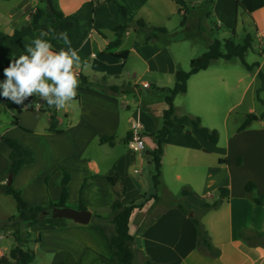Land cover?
I'll list each match as a JSON object with an SVG mask.
<instances>
[{
    "label": "crops",
    "instance_id": "crops-1",
    "mask_svg": "<svg viewBox=\"0 0 264 264\" xmlns=\"http://www.w3.org/2000/svg\"><path fill=\"white\" fill-rule=\"evenodd\" d=\"M25 1L22 0L21 3ZM99 1L101 4L94 9L92 0H52L57 10L66 15L77 16L81 23V39L71 46L80 50L79 55L82 60L88 63L89 67L77 70L78 74L87 76L95 83L120 88V92L111 94L103 92L100 87L96 86L84 89L75 99L79 102L83 116H87L88 120L90 118L88 115H93L96 124L106 125L108 132L102 135H82L75 130L74 126L69 124L65 130L68 135H32L42 139L43 146L49 151L53 149L57 152L63 151L61 153L63 156L55 168L61 166L70 174L69 188H72L74 181V168L75 171H82V176L78 177V188H81L86 180L88 184L82 192L85 194L92 192L97 195L102 192L97 181L103 173L101 172V162L97 157L89 156V151L92 148L105 147L106 145L115 148L116 137L114 135L119 127L118 117H116L118 101L123 97L122 95L126 96L127 92H130L126 88L122 91L125 86L122 87L120 83L125 75L129 76L126 70L131 57L133 55L138 56L147 65L148 72L154 74L156 82L160 81L158 76L161 74L175 77L176 72L179 69L182 70L177 56L163 42V39L146 45L145 33L136 31L135 28L127 31L119 48L108 50L109 44L116 39L114 29L123 24V18L114 2ZM32 2L36 7L35 10L44 8V4L39 0ZM156 2H158V9ZM124 3L129 9L131 18L134 20L146 19L150 23L168 20L178 6L173 0H124ZM240 5L254 19L253 25L260 38L256 50H259L258 54L262 56L263 60L254 61L253 64L258 63V66L252 70L246 68L248 75H244L243 71L238 70V67L228 68L221 63L218 65L220 60L215 61L208 69L193 75L187 83V92L191 88L193 89L195 94L193 104L196 107L191 110L192 112L188 116L200 115L198 108L208 109L210 113L214 114L221 107L225 96L239 92L236 101L230 107V110L235 109L264 70V41L262 40L264 37V0H257L256 8L253 11H249L242 4ZM154 9L160 13L159 18L156 20L147 18L145 13L154 12ZM178 13L183 16L186 15L185 12L180 13V8H178ZM31 14L25 13L26 25L30 22ZM157 24L156 22L155 25ZM237 24L238 22L233 27H236ZM22 28L5 26L0 39L5 50L2 58L16 59L20 55L26 54V45L31 44L32 40L37 38L42 28L45 31L53 29L55 32V28L45 17L40 20L37 34L33 38L12 37L16 30ZM49 37H45V39ZM62 47H67V45L60 41L55 42V50L58 51ZM260 47L262 48L261 51ZM94 49H98V55L93 52ZM122 51L129 52L125 61L113 56L114 53ZM246 63L253 65L247 61ZM241 64L243 65V63ZM89 70L93 71L94 79L88 76ZM229 74L237 79L235 85L228 84L227 77ZM113 78L114 82H112ZM247 79L249 81L245 84L244 81ZM173 87L158 84L154 90L167 95L168 89ZM162 89H166V91L161 92ZM220 93L224 94L222 98L219 97ZM175 101L174 107L176 109ZM18 110L26 111L24 109ZM143 110L139 111L140 117L138 118H141L144 112L150 111L147 107L146 109L144 107ZM38 112L43 113L39 110ZM59 118L62 120L60 115ZM64 120L68 122L69 116L65 115ZM132 121L133 119L126 129L125 140L127 143L131 135ZM144 123L147 127V133L149 126L146 122ZM22 124L23 122L20 120V126ZM253 126L254 124L242 132L235 130L230 135H220L217 145L206 140L200 129H188L180 126L182 128L180 131L173 133V135L164 136L163 141L166 145L162 155L161 182L158 189L153 188L152 192L147 190L146 182L140 177L135 179L136 170L133 171V174L130 169L135 165L134 155L131 157L129 153H125L124 155L120 154L117 158H111L112 166L104 173L103 177L109 182V178L115 175L114 168L116 167L119 177L125 181L127 187V193L122 199V203L125 205L132 201L144 203L142 208L133 211L129 223L130 233L134 237L133 249L136 264H148V262L150 264H264V245L257 240L264 236V217L261 216L264 214V207L253 201V198L264 197V191L261 189V186H264V135H239L255 130ZM262 127L264 128L263 124ZM20 131L24 130L20 129ZM154 131V129H150L148 133L151 134ZM23 136L20 135V137ZM149 136L146 137L149 140L147 148L151 153L157 147V140L154 137L155 141H153V137ZM104 137H114L115 140L113 144H101V139ZM259 144L262 145L260 148L257 146ZM10 154L11 151L8 154V159ZM36 158L34 163L24 166L19 173L28 168V170L33 171L31 168L36 164ZM220 160H225L226 163H221ZM239 160L240 164L238 163ZM67 162L70 164L67 165ZM6 163L10 165V160L6 159ZM166 167L169 168L168 172L165 170ZM184 169L187 170V176L191 179L189 181L196 182L200 186L197 191L191 193L187 191V196L178 199L173 192V184L182 179ZM52 171L41 175H38L37 172L32 175L31 172L27 181L41 180L42 183V178H47ZM244 172L249 173V176L242 178ZM3 173H0V224L18 214L15 200L7 194L6 176ZM56 173H60V171ZM62 174L63 172L57 174L56 179V185L60 187L55 195V199L58 200L50 202L51 200L48 198L47 202H41L42 206H48L51 203L56 204L60 201L62 187L59 184ZM250 181H254L256 189L251 196H248L245 192V185ZM119 186L120 184L117 183L113 190H118ZM47 187L49 188V186ZM220 188L230 190L228 199H221ZM215 191L218 193L217 195L213 194ZM195 197L197 198L194 199ZM115 198V195L110 194L107 202L109 205L108 215L101 214V208L97 204L87 206L88 210L92 211L93 215L100 212L99 215L109 219L111 217L110 207ZM211 199L214 200L210 201ZM5 202L6 205L3 204ZM216 202H220V206L205 213L201 217V225L208 233L213 249L218 252L217 256L201 249L195 225L188 216L177 208V205L182 203L189 210L199 212L206 204ZM28 204L29 206L33 205L30 202ZM111 225L109 222L106 223L107 228ZM111 230L114 232L113 225ZM13 232L14 230L6 233L0 231V259L8 256L16 246V242L11 243V239L14 238ZM30 232L31 243L27 244V249L32 250L35 254V260L32 264H111V251L93 222L88 225H80L71 221L67 226L60 228L36 225L30 229Z\"/></svg>",
    "mask_w": 264,
    "mask_h": 264
},
{
    "label": "rangeland",
    "instance_id": "rangeland-1",
    "mask_svg": "<svg viewBox=\"0 0 264 264\" xmlns=\"http://www.w3.org/2000/svg\"><path fill=\"white\" fill-rule=\"evenodd\" d=\"M21 1L22 0H0V39L2 38L1 35L5 26H8L9 28H22L27 24L26 21H24L26 17L25 13L31 14L32 12L36 11V7H34L32 2L34 0H26L24 3H21ZM173 1L176 3L175 0ZM187 1L190 11L187 14V22L184 26L182 25L184 16L178 13V8H180L178 4L177 5L179 7L177 6V11L175 10V13L168 20L156 21L158 23L157 25H155L156 22L150 23L144 19L150 26L163 27L168 30V34L163 36L161 39H163V42L167 44L177 56L183 71H189L190 62L206 53L210 44H212V42L215 40H220L222 42L234 40L236 44H244L248 35H250V37H252L254 40V47L252 48V50H254L247 53L246 61L249 64H253L254 61L263 60L262 56L258 54L259 50H256L258 42L260 43V38L253 25L254 19L251 14L242 8V6L238 8L237 5V2H239L240 4L246 6L249 11H253L256 8L257 0ZM156 3V7L158 9V2ZM157 9H154V12L145 13L147 18L152 20L158 19L160 13L156 12ZM209 13L211 14L210 17L208 16ZM237 22L238 24L236 27H233ZM37 37H39V33ZM262 40L264 41V37ZM259 49L260 51L262 50L261 47ZM93 52L96 55L99 54L98 49H94ZM4 53V46L0 42V61L4 59L2 58ZM220 63L228 68L238 67V70L243 71L244 75H248L246 67H243L241 64L242 61L240 59H233L231 61L221 59L218 62V65ZM126 72L129 74V76L125 75L121 79L120 84L122 87L125 86L123 87L122 91L127 89L130 92H127L126 96L122 95L123 97L118 101L116 117H118L119 127L114 135L116 137L115 148H110V146L106 145L105 147L99 146L95 149L92 148L89 151V156L97 157L99 162H101V172L103 174L102 176L98 177L99 180L97 181V185L102 188V192L100 195L94 194L92 192H88L86 194L83 193L81 191L82 186L81 188H78L77 186L78 177L82 176V171H75L73 168L74 181L72 183V188H69L70 197L68 198V204H66L67 207L78 209V206L81 202H83L86 206H94L97 204L101 208V214L108 215L109 205H107V202L109 201L110 194L115 195V193L111 183L108 182V180H106V178L103 176L104 173H106L112 166L111 158H117L120 154L124 155L125 153H129L131 157L134 155L135 165L130 169L132 172L136 170V175L133 172L135 179L140 177L144 182H146L147 190H149V192H152L153 188H155L153 182V176L156 172L155 163L152 159L151 161L147 160L146 151H149L147 148L149 140H147L146 137L156 134L157 131L163 128V110L166 108V94L156 92L154 88L158 84L162 86L173 87L176 84V77L161 74L158 76L160 81L156 82L154 79V74L148 72L147 65L136 55L131 57ZM261 73H264V70ZM88 76L94 79V73L92 70H89ZM227 78L229 85L236 84L237 79L235 77H232L229 74ZM261 78L262 77L257 79L254 86L249 89L243 101L235 109L230 110V107L233 102L236 101V96L239 95V92L237 94H228L225 96L224 101L221 103V107H219L214 114L210 113V110L208 109L206 110L204 108H198V114L200 115L194 116L201 118L203 126L212 130H217L220 135H230L235 130H238V128L246 120L248 114L254 113L258 116L264 115V82ZM4 79V75L0 74V81H3ZM113 80L114 78L112 79V82H114ZM248 81L249 79L245 80L244 83L247 84ZM144 82L148 83L151 88H144ZM223 96V93L219 94V97L222 98ZM194 97L195 94L192 88L189 92H187V94L178 97L175 101V115L178 117L189 115V113L192 112L191 110L196 107V105L193 104ZM144 107L145 109L146 107L149 108L150 111L144 112L142 117L138 118L140 117L139 111L143 110ZM38 109L39 107L33 111L27 112L12 108L10 101H7L6 103H0V137L18 140L23 148L31 151L34 154V161L37 156L35 162L36 164H34L33 168H31L33 171L28 170L29 168L24 169L22 173H18L15 177H13L12 184L15 189L21 190L24 200L27 203L30 202L33 204L32 206H42L41 202H47L48 198L51 200L50 202L58 200L55 199L57 190L60 188L56 185V179L58 177L57 174L62 173L65 169H62L63 167L61 166L55 168L57 162L63 156L61 155L63 151L57 152V150L54 149L49 151L43 146L42 139L40 140L37 137H33L32 135H68L65 130L69 124L74 126L76 128L75 130H77V132L82 135H102L105 132H108L106 125L96 124L95 120L93 119V115H88L90 118L87 120V116H83L79 102L76 100L66 109L57 111L58 115L62 117V120L60 118V132L56 134L50 133L48 131L50 126V113H40L38 112ZM65 115L69 116L68 122L64 120ZM15 118H19L23 122V124L20 126V129H23L24 131H20L19 128L13 126V121ZM132 119L143 120L148 124L151 130H155L153 133L149 134L148 130L150 129L148 128L147 133H145V148L140 152L130 151L128 143L125 140L126 129L128 128ZM262 124L264 125V119L254 123L253 128L255 130L239 135H264V128L262 127ZM181 129L182 128L179 125H176L173 128L172 134L170 135H173V133H176ZM20 135L24 136L20 137ZM152 137L154 139L155 136ZM153 141H155V139ZM44 143L46 142L44 141ZM165 145L166 143L164 141L162 144V149H164ZM257 146L260 148L262 145L259 144ZM9 153V147L4 142L0 143V173L4 172L3 174H5V176H7V172L9 170V165L6 163V159L9 160ZM66 164L68 165L70 163L67 162ZM165 170L168 172L169 168L166 167ZM29 171L32 172V175L36 174V172L37 174L39 173L38 175L50 173V171L52 172L47 178H42L41 183V180H36L34 182L27 181L31 173ZM57 171H60V173H56ZM242 176V178H245V176H249V173L247 174L244 172ZM7 177H9V175ZM260 177L262 178V175ZM189 180L191 179L187 176V170L184 169L182 179L175 181L173 184V192L176 198L180 199L184 191L191 193L195 190H198L200 185ZM238 180H240V177H238ZM7 182L8 180L6 183ZM87 184L88 182L86 183L85 180L83 185L86 187ZM47 186H49V188ZM261 189L264 191V186H261ZM214 193L216 195L218 194L216 191L213 192V194ZM196 198L197 197L194 199ZM214 199H211L210 201H213ZM3 204L6 205V202ZM259 206L264 207V204ZM95 214L92 221L93 223L96 221ZM261 216L264 217V214ZM112 218L113 216L111 215L109 220ZM111 229L112 225L107 228V232L113 233ZM257 240L262 242L264 245V236ZM15 242V238H12L11 243L14 244Z\"/></svg>",
    "mask_w": 264,
    "mask_h": 264
},
{
    "label": "trees",
    "instance_id": "trees-1",
    "mask_svg": "<svg viewBox=\"0 0 264 264\" xmlns=\"http://www.w3.org/2000/svg\"><path fill=\"white\" fill-rule=\"evenodd\" d=\"M10 1V0H6ZM44 4V8L37 9L31 16L30 22L28 25L24 26L20 30H16L13 34V38H23V37H35L38 31V25L42 18H47L53 28H55V33L59 34L61 32H67L68 37L71 41V44L76 43L81 39L82 29L81 23L77 16L75 15H66L63 12L57 10L52 2V0H39ZM114 2L118 8L119 12L123 18V24L114 29L116 39L111 42L108 46V50L117 49L121 46L123 42L124 35L131 28H135L136 31H142L145 33V44L148 45L156 40L161 39L163 36L168 34V30L163 27H153L150 26L144 19L134 20L129 15V9L124 3V0H108ZM176 3L180 6V13L185 12L187 15L189 13L188 1L187 0H175ZM93 8H97L101 3L99 0H92ZM238 7L241 5L238 2ZM184 16V21L182 25L184 26L187 22V16ZM210 17L211 14L209 13ZM51 43L54 45L57 40L48 38ZM62 42V41H60ZM253 38L250 35L245 39L244 44H236L234 40L229 41H220L215 40L210 44L206 53H204L201 57L197 59H193L190 63V70L183 71L179 69L176 72V84L173 88L168 89L169 93L165 97V102L167 108L163 111V120L164 125L163 128L156 132V134H152L155 136L157 140V147L151 151L150 155L152 157L153 162L155 163L156 172L153 176V182L155 189H158L161 176H162V155L163 149L162 144L164 143L163 137L166 135H170L173 132V128L176 125H180L184 128L188 129H200L206 140L211 142L214 145H217L220 140V133L217 130H212L203 126L202 120L199 117L192 116H181L178 117L175 115V107L174 101L175 99L187 93V83L189 79L195 75L196 73L208 69L215 61L217 60H226L231 61L233 59H240L243 65L248 69L252 70L253 68L258 66V63L253 65H248L246 63V55L248 52L252 51L253 48ZM63 43V42H62ZM128 51H122L114 53L113 56L117 57L123 61H125L128 57ZM12 58L7 57L0 61V74H3V69L8 67ZM260 77L264 82V73H260ZM80 85L77 89L78 95L75 99L78 98L81 91L84 89H90L93 87H100L101 90L105 93H118L120 92V88L118 86H106L101 83H95L91 81L87 76L83 74H79ZM166 89H162L161 92H165ZM8 100L0 97V103H5ZM11 107L15 109H24L26 111H33L37 109V104H39V111L46 113H50V126L48 131L50 133L56 134L60 132V118L57 113V109L53 107H49L46 103H41L39 97H31L25 101V104H30L29 107H23L20 105H16L12 102ZM264 119V115L258 116L254 113H250L247 115L246 120L243 124L238 128L237 132H242L252 126L254 123ZM13 126L20 127V119L15 118L13 121ZM115 140L114 137H104L101 139V144L110 143L113 144ZM0 141L4 142L10 149L11 154L9 157L10 165L9 170L7 172V176L15 177L21 168L24 166L30 165L34 163V154L23 148L18 140L0 137ZM221 163H226L225 160H220ZM241 163L240 160L238 162ZM115 175L109 178V182L114 188L117 183L120 184V188L114 189L115 200L112 203L110 210L113 218L111 220L104 218L102 215L95 214V226L103 235L110 251H111V264H136L135 262V252L133 249L134 237L130 233L129 223L130 218L136 209L143 207V202H135L132 201L129 204L125 205L122 203V199L125 197L127 193V187L125 181L119 177L117 173L116 167L114 168ZM6 176V181L9 177ZM71 180V176L68 172L63 170L62 179L60 181V185L62 187V193L60 201L56 204L51 203L48 206H29V204L24 200L23 194L21 190L15 189L12 185L9 186L7 182V194L13 197L17 204L18 214L9 218L4 223L0 224L1 232H8L14 230L13 237L16 240V246L10 251L8 256H4L0 259V264H12L17 262L18 264H32L35 260V254L32 250L27 249V244L31 243V232L30 229L33 226H45L49 225L50 227H65L71 221L68 220H45L42 218V213L46 209L62 206L65 207L69 198V183ZM85 185L82 186L81 191H83ZM256 189V184L252 181L248 182L245 185V192L248 196ZM219 192L221 194V199H228L230 197V190L228 188H220ZM188 192L184 191L182 196H187ZM157 198V196H154ZM254 203L257 205L264 204V197L253 198ZM220 206V202H216L214 204H206L204 208L199 212H194L189 210L182 203L177 205V208L186 216H188L189 220L195 225L196 235L199 240V245L201 249L204 251L217 256L218 252L213 249L212 243L208 236V233L203 229L201 225V217L212 209H216ZM80 210H88V207L81 202L79 205ZM109 222L114 226V232L108 233L106 223ZM150 264V262H148Z\"/></svg>",
    "mask_w": 264,
    "mask_h": 264
},
{
    "label": "clouds",
    "instance_id": "clouds-1",
    "mask_svg": "<svg viewBox=\"0 0 264 264\" xmlns=\"http://www.w3.org/2000/svg\"><path fill=\"white\" fill-rule=\"evenodd\" d=\"M50 35L67 47L55 50L51 41L45 39ZM79 51L71 46L66 31L56 34L53 29H41L39 37L26 45V54L12 59L9 66L3 69L5 79L0 81V97L29 107L31 105L25 104V101L35 96L58 111L66 109L78 95L80 80L77 70L89 67ZM36 106L38 108L39 104Z\"/></svg>",
    "mask_w": 264,
    "mask_h": 264
},
{
    "label": "water",
    "instance_id": "water-1",
    "mask_svg": "<svg viewBox=\"0 0 264 264\" xmlns=\"http://www.w3.org/2000/svg\"><path fill=\"white\" fill-rule=\"evenodd\" d=\"M41 103H45L41 100ZM147 160L151 161L152 157L150 155V151H146ZM13 184V176H9L8 178V185L11 186ZM93 213L90 210H80V209H73L70 207H62V206H55L49 209H46L42 213V218L45 220H68L72 221L76 224L80 225H88L93 220ZM12 264H18L14 262Z\"/></svg>",
    "mask_w": 264,
    "mask_h": 264
},
{
    "label": "built area",
    "instance_id": "built-area-1",
    "mask_svg": "<svg viewBox=\"0 0 264 264\" xmlns=\"http://www.w3.org/2000/svg\"><path fill=\"white\" fill-rule=\"evenodd\" d=\"M143 87L149 89L151 86L143 83ZM146 124L142 120H133L131 124V135L128 140V147L132 152H140L145 148Z\"/></svg>",
    "mask_w": 264,
    "mask_h": 264
}]
</instances>
